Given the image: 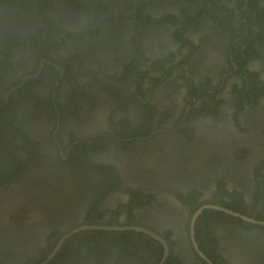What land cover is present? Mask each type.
<instances>
[{"label": "flooded vegetation", "instance_id": "flooded-vegetation-1", "mask_svg": "<svg viewBox=\"0 0 264 264\" xmlns=\"http://www.w3.org/2000/svg\"><path fill=\"white\" fill-rule=\"evenodd\" d=\"M208 1L0 0V264H264L192 227L264 222V0Z\"/></svg>", "mask_w": 264, "mask_h": 264}, {"label": "water", "instance_id": "water-1", "mask_svg": "<svg viewBox=\"0 0 264 264\" xmlns=\"http://www.w3.org/2000/svg\"><path fill=\"white\" fill-rule=\"evenodd\" d=\"M207 209H215V210L223 211V212L229 213V214H231V215H234V216H236V217H240V218H242L243 220H246V221H249V222H253V223H257V224H260V225H264V222H256V221H254L253 219H250V218L244 217V216H242V215H239V214H237V213H233V212H231V211H228V210L223 209V208H220V207H216V206H204V207H202L201 209H199V210L195 213L194 218H193V225H192L193 228H194L195 223H196L197 219L199 218V216L203 213V211H205V210H207ZM92 229H93V228H92ZM94 229L105 230V231H111V232H113V231H119V232H120V231H122V232H125V231H135V232H138V233H143V234H145V235H147V236H150V237L154 238L155 240L159 241L161 244H163V246H164V248H165V250H166L164 260H165V259L167 258V256H168L169 248H168L167 243H166L164 240H162L161 238H159L157 235H155L152 231L148 230V229L139 228V227H128V228H117V227H113V228H111V227H97V228H94ZM81 230H82V229H79V230L73 232L72 234H74V233H76V232H79V231H81ZM68 237H70V235H68L66 238H68ZM195 246H196V248H198L197 245H196V243H195ZM200 254L202 255L203 258L206 259V261H207L209 264H212V263H211V262H210V261H209V260H208V259H207V258L201 253V252H200ZM50 259H51V258H50ZM50 259H49L48 261H50Z\"/></svg>", "mask_w": 264, "mask_h": 264}, {"label": "trees", "instance_id": "trees-1", "mask_svg": "<svg viewBox=\"0 0 264 264\" xmlns=\"http://www.w3.org/2000/svg\"><path fill=\"white\" fill-rule=\"evenodd\" d=\"M198 1H200V0H198ZM211 1H208V2L210 3ZM215 5H217V3L213 4L210 9H207L208 11H206V13H209L212 16H218L219 18L220 17L223 18L224 15H227V12L224 11V10H226V7H222V8H220V10H218L215 8ZM104 234L109 235V236L119 235L120 239H119L117 245H119L121 247V249L124 251L133 252V251L137 250V248L133 247L134 243L131 242L132 241L131 238H133L132 236L134 235L133 233L126 232V233H115V234L104 233ZM172 262H173V259L168 260V264H171Z\"/></svg>", "mask_w": 264, "mask_h": 264}]
</instances>
